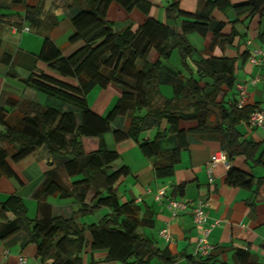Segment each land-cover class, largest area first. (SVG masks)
<instances>
[{
    "label": "trees",
    "instance_id": "16d2710c",
    "mask_svg": "<svg viewBox=\"0 0 264 264\" xmlns=\"http://www.w3.org/2000/svg\"><path fill=\"white\" fill-rule=\"evenodd\" d=\"M45 1L10 0L12 5L24 8L23 16L18 13L19 17L11 21V15L1 13L6 5L0 0V22L17 29L28 23L43 37L38 53L18 48L13 55L3 56L7 75L19 78L51 100L42 105L8 96L0 102V123L4 126L0 132V174L18 179L10 161L20 162L41 146L57 161L34 193L38 202L35 217L28 215L18 195L0 202V239L14 236L23 225L29 230L27 244L36 246L39 264H86L88 246L92 252L106 250L107 259L112 261L152 264L159 260L173 264L177 257L168 248H157L150 237L139 232V228L152 224L151 216L141 214V207L133 201H120L117 187L130 170L125 165L114 167L120 154L107 147L104 135L112 130L116 142L130 138L138 143L159 179L174 175L181 153L192 139L218 142L230 164L243 156L251 171L231 164L226 181L237 187L259 188L264 174L256 176L253 169L264 167L260 143L244 138L237 126L249 123L250 115L260 108L247 102L240 108L238 98L229 94L237 83L238 63L226 49L242 35L234 26L238 19H218L216 12L226 15L233 10L238 16L264 20V0H203L201 9L196 0H170L164 9V21L150 15V0H67V8H77L68 42L80 43L70 55H64L51 38L59 20L45 8ZM112 2L127 11L138 8L148 17L117 30L114 21L107 18ZM172 19H181L178 28L170 26L168 21ZM191 33L203 37L211 34L208 47L197 51L187 38ZM258 36L264 41V31ZM152 49L158 54L156 60L149 59ZM174 49L179 51L188 75L168 64ZM190 58H195L194 68ZM39 62L55 74L39 71ZM17 66L30 72L27 78L19 77ZM162 72L175 79L171 97L161 90ZM110 83L117 84L121 94L106 114H97L86 94L94 86L105 88ZM120 117L127 123L113 128ZM151 129L156 130L154 138L144 135ZM166 137L172 147H163L161 141ZM183 193L182 185L174 190V194ZM49 196L70 198L75 205L72 215H54L51 203L46 201ZM101 208L108 212L100 220L88 224L79 221ZM185 264L225 263L212 256H187ZM233 264L264 262L249 250L238 249Z\"/></svg>",
    "mask_w": 264,
    "mask_h": 264
},
{
    "label": "crops",
    "instance_id": "0c3cea01",
    "mask_svg": "<svg viewBox=\"0 0 264 264\" xmlns=\"http://www.w3.org/2000/svg\"><path fill=\"white\" fill-rule=\"evenodd\" d=\"M49 1L50 6L48 7ZM66 1L46 0L45 8L51 9V12L59 20L58 26L51 33L52 40L56 42L64 55H70L78 48L80 43L72 44L68 42L74 31L71 19L77 12V8H67L65 6ZM150 1L152 3L150 15L160 21L166 20L164 8L170 0ZM196 1L198 2V9H201L204 1ZM231 1L239 3L245 0ZM4 3L6 7L1 13L11 15V21L19 17L18 13L23 16L24 8L21 5H12L10 0H4ZM116 13L120 17L119 19L125 21V26L131 22L141 23L148 17L138 8L127 11L118 2H112L107 13L108 20L114 21L115 17L112 16ZM216 17L230 22L238 19L234 26L242 35L235 39L232 47L226 49L227 54L236 58L238 63L237 83L229 94L238 97L237 85H244L248 92L246 102L264 109V55L256 52L257 50L264 51V41H261L258 36L260 32L264 31V20H259L258 17L247 18L246 15L238 16L233 10L226 15L217 11ZM168 23L176 29L180 26L181 19H172ZM62 25L63 30L59 32L58 30ZM26 27L30 30H25ZM229 28H231V25L228 26ZM29 33L38 35L36 28L28 23L24 24L22 29H17L12 25L0 22V102L4 103L8 96L31 100L42 105L51 102L48 96L24 84L19 78L8 76V65L2 61L4 55H13L18 48L35 53L40 51L43 40L41 41L38 36ZM191 34H188V40L192 39ZM197 41V48L191 44L197 51H203L211 41V34L205 37L204 44H201L202 41L199 37H197ZM254 56L261 61L259 64L251 62V58ZM157 57L158 54L155 51L153 60H156ZM168 64L183 73L179 67H175L169 62ZM37 69L55 74L43 62L37 64ZM15 70L22 78H27L30 74L27 69L21 66H17ZM61 78L76 83L75 80L69 77ZM174 80V77L164 72L161 73V90L167 97L173 95L172 84ZM120 94L121 88L110 83L105 88L94 86L86 94V99L88 101V98L92 96L93 105L90 107L97 114L104 115L112 108L113 101L115 99L117 101ZM126 123L125 119L122 124ZM119 125L121 124L116 126ZM237 128L244 138H252L260 143L259 155L262 162H264V126L257 127L248 122H242ZM3 129L4 126L0 123V132ZM104 140L109 149L117 150L120 154V158L114 163V167L119 168L125 165L130 170L129 175L122 179L117 187L120 201H133L141 207V214L147 213L151 216L152 224L139 228V232L150 237L157 248H168L177 257L176 262L173 264H185L187 256H196L197 242L202 227L194 222L190 210L181 212L173 218L168 208L170 198L207 202L205 210L208 214V222L219 221V224L211 229L208 237L209 243L214 247L211 254L213 260L233 264L235 251L244 249L249 250L260 261L264 262V183L259 188L254 186L252 189L229 184L226 181L229 166L225 162L217 163L209 171L212 156L217 153H226L218 142L192 139L188 148L182 151L174 175L159 179L154 175L151 160L142 154L138 143L134 140L129 138L122 142H116L113 133L108 138L104 137ZM161 142L165 148L173 145L169 137L164 138ZM96 144L94 143L95 146ZM56 162L45 146L39 147L20 162L10 161V165L16 172L18 179L0 174V202L11 195H18L26 204L28 215L30 213L31 218L35 217L38 213V202L34 198V193L44 181L47 171L56 166ZM228 163L246 172H251L243 156H238L231 164L229 161ZM253 171L256 176H261L264 174V167L257 165ZM181 185L184 187V193L182 195L174 194V190ZM159 189H165L166 191V196L161 201H157L155 198V194ZM255 189L257 190L255 191ZM46 201L51 203L53 213L56 216L68 218L72 215L73 208H75L72 201H63L56 196H49ZM106 209H102L100 212L107 213L108 209ZM10 217L13 218V215L10 214ZM100 219L101 216L98 220ZM82 223L88 224L86 222ZM165 228L171 233L170 241L160 235V231ZM86 236L88 244H90L91 237L89 233ZM28 237L29 230L21 225V229L17 234L5 240L0 239V264H39L36 258V246L27 244ZM22 257L26 259L25 262L21 261ZM84 259L86 264H130L124 261L108 260L106 250L92 252L90 246L85 250ZM152 264L163 263L154 260Z\"/></svg>",
    "mask_w": 264,
    "mask_h": 264
},
{
    "label": "built area",
    "instance_id": "2783aa9c",
    "mask_svg": "<svg viewBox=\"0 0 264 264\" xmlns=\"http://www.w3.org/2000/svg\"><path fill=\"white\" fill-rule=\"evenodd\" d=\"M25 30H29L28 27ZM260 55H264V51H256ZM251 62L253 64H259L261 61L257 57H252ZM237 94L238 107H242L247 101L248 92L244 85H237ZM249 124L257 127L264 126V109H257L251 115L249 119ZM219 162H225L227 166H230L227 159V154H215L211 158V163L209 171ZM166 196L165 189H159L155 194L157 201H161ZM207 202L203 200L198 201H188V200H178L176 198H170L168 203V208L171 211V216L177 217L181 212L189 211L192 213L194 222L202 227L201 233L198 238L197 247H196V256L202 258H208L211 256L214 247L209 243L208 237L210 235L211 229L219 224V221L213 223L208 222V214L205 210ZM160 235L164 237L167 241L171 239L170 231L165 228L160 231ZM22 262H25V258H21Z\"/></svg>",
    "mask_w": 264,
    "mask_h": 264
},
{
    "label": "rangeland",
    "instance_id": "374dc122",
    "mask_svg": "<svg viewBox=\"0 0 264 264\" xmlns=\"http://www.w3.org/2000/svg\"><path fill=\"white\" fill-rule=\"evenodd\" d=\"M165 3H166V1H165ZM50 6V1H49V3H48V7ZM165 9V8H164ZM114 19V23H115V29H117V30H119V29H121V28H123L124 26H125V21H123V20H121V19H119L120 17L117 15V13L115 14V15H113L112 16ZM63 30V25L59 28V32H61ZM29 34H31V33H29ZM31 35H34V36H38L40 39H41V41L43 40V37H42V35H40V34H38V35H36V34H31ZM192 36V39L190 40L191 42L190 43H192L194 46H196V48L198 47V44H197V37H199V39H200V41H202L201 42V44L203 43L204 44V42H205V37H203V36H201V35H199L198 33H192L191 34ZM23 46V45H22ZM32 50V49H31ZM154 53H155V50L154 49H152L151 51H150V53H149V59L150 60H153V58H154ZM197 56V54H195L194 55V57H196ZM195 58H190L189 59V64H191L192 65V67L194 68V60ZM169 63H171L172 65H174L175 67H179L182 71H183V73H184V75H188V73H189V71H188V69H187V67L182 63V61H181V56H180V54H179V51L177 50V49H174L173 50V52H172V54H171V56L169 57V59L167 60ZM113 85H117V84H115V83H112ZM171 89V88H170ZM166 90V89H165ZM88 101H89V104H90V106L92 107V105H93V99H92V96H90L89 98H88ZM115 101H116V99H115ZM115 101H113V103H112V105H111V107L113 106V104L115 103ZM110 107V108H111ZM109 108V109H110ZM125 119H123V118H118L117 120H116V122H114L113 123V125H112V127H115L117 124H122V122L124 121ZM155 133H156V130L155 129H151V130H149V131H147V132H145V134L144 135H146L147 137H151V138H154V136H155ZM110 136H112V130L111 131H109L108 133H106L105 135H104V137L105 138H108V137H110ZM53 200V199H52ZM60 200H69V201H71V199L70 198H60ZM29 204H30V202H28ZM103 210L104 209H106V208H102ZM102 209H99V210H97L96 212H94V213H92V214H88V215H86V216H84V217H81V218H79V221L80 222H86V223H91V222H93V221H95V220H98V218H100V216L102 217L103 216V214L105 213V212H100V211H102ZM107 210V209H106ZM31 214H32V212H31ZM29 215H30V213H29ZM30 216H32V215H30Z\"/></svg>",
    "mask_w": 264,
    "mask_h": 264
}]
</instances>
